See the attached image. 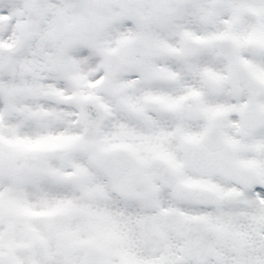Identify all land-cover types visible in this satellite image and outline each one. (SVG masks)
I'll use <instances>...</instances> for the list:
<instances>
[{
	"label": "snow or ice",
	"instance_id": "snow-or-ice-1",
	"mask_svg": "<svg viewBox=\"0 0 264 264\" xmlns=\"http://www.w3.org/2000/svg\"><path fill=\"white\" fill-rule=\"evenodd\" d=\"M0 264H264V0H0Z\"/></svg>",
	"mask_w": 264,
	"mask_h": 264
}]
</instances>
